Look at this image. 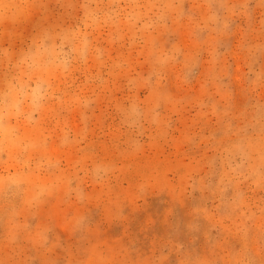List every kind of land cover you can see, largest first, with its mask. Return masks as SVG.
Instances as JSON below:
<instances>
[{"label":"rangeland","instance_id":"1","mask_svg":"<svg viewBox=\"0 0 264 264\" xmlns=\"http://www.w3.org/2000/svg\"><path fill=\"white\" fill-rule=\"evenodd\" d=\"M0 264H264V0H0Z\"/></svg>","mask_w":264,"mask_h":264}]
</instances>
